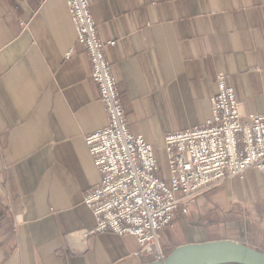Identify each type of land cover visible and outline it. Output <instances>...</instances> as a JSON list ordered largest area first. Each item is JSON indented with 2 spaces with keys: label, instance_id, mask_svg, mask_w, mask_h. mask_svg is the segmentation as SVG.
<instances>
[{
  "label": "crops",
  "instance_id": "0c3cea01",
  "mask_svg": "<svg viewBox=\"0 0 264 264\" xmlns=\"http://www.w3.org/2000/svg\"><path fill=\"white\" fill-rule=\"evenodd\" d=\"M90 7L99 36L115 40L106 52L130 128L155 147L164 177L166 135L209 121L218 72L243 118L264 113V0ZM107 123L67 1L0 0V264L149 263L135 235L87 233L95 216L84 195L102 173L85 139ZM263 215L264 173L251 167L189 201L160 245L232 239L264 251Z\"/></svg>",
  "mask_w": 264,
  "mask_h": 264
},
{
  "label": "built area",
  "instance_id": "2783aa9c",
  "mask_svg": "<svg viewBox=\"0 0 264 264\" xmlns=\"http://www.w3.org/2000/svg\"><path fill=\"white\" fill-rule=\"evenodd\" d=\"M77 40L90 58L108 123L86 136V144L102 173L99 184L84 195L95 225L87 233L106 230L135 235L136 255L150 261L165 257L162 230L171 225L188 202L256 167L264 173V113L243 118L241 103L227 75L217 73L212 117L202 125L169 132L165 137L169 175L161 174L155 147L130 128L118 81L90 7V0H66ZM74 51L71 47L66 56ZM264 221V216H263Z\"/></svg>",
  "mask_w": 264,
  "mask_h": 264
},
{
  "label": "water",
  "instance_id": "95a60500",
  "mask_svg": "<svg viewBox=\"0 0 264 264\" xmlns=\"http://www.w3.org/2000/svg\"><path fill=\"white\" fill-rule=\"evenodd\" d=\"M264 264V251L247 243L219 239L186 243L172 249L163 259L147 264Z\"/></svg>",
  "mask_w": 264,
  "mask_h": 264
},
{
  "label": "rangeland",
  "instance_id": "374dc122",
  "mask_svg": "<svg viewBox=\"0 0 264 264\" xmlns=\"http://www.w3.org/2000/svg\"><path fill=\"white\" fill-rule=\"evenodd\" d=\"M155 150H156V149H155ZM163 166H165V165H163ZM167 167H168V166H167ZM165 171H166V168H163V172H165ZM227 179H228V178H227ZM225 180H226V179H225ZM225 180H224V181H225ZM224 181H223V182H224ZM223 182H222V183H223ZM222 183H221V184H222ZM221 184H220V185H221ZM220 185H218V186H220ZM218 186L213 187V188H211V189L208 190V191H211V190H213L214 188H217ZM204 193H205V192H204ZM263 216H264V215H263ZM263 222H264V221H263ZM172 225H173V224H172ZM163 250H164V249H163ZM171 251H172V250H167V251L164 250V252H165V256H166L167 254H169ZM148 258H149V257H148Z\"/></svg>",
  "mask_w": 264,
  "mask_h": 264
},
{
  "label": "bare ground",
  "instance_id": "6f19581e",
  "mask_svg": "<svg viewBox=\"0 0 264 264\" xmlns=\"http://www.w3.org/2000/svg\"><path fill=\"white\" fill-rule=\"evenodd\" d=\"M173 222H174V221H173ZM172 224H173V223H172ZM172 224H171V225H172Z\"/></svg>",
  "mask_w": 264,
  "mask_h": 264
}]
</instances>
